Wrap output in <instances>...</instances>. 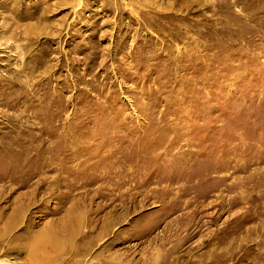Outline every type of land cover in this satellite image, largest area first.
I'll use <instances>...</instances> for the list:
<instances>
[{
	"label": "rangeland",
	"instance_id": "1",
	"mask_svg": "<svg viewBox=\"0 0 264 264\" xmlns=\"http://www.w3.org/2000/svg\"><path fill=\"white\" fill-rule=\"evenodd\" d=\"M0 264H264V0H0Z\"/></svg>",
	"mask_w": 264,
	"mask_h": 264
},
{
	"label": "bare ground",
	"instance_id": "2",
	"mask_svg": "<svg viewBox=\"0 0 264 264\" xmlns=\"http://www.w3.org/2000/svg\"><path fill=\"white\" fill-rule=\"evenodd\" d=\"M84 220V214H82V213H80L79 215H76V217L73 219H71L70 220V224L72 225H79L80 223H82V221ZM80 226V225H79ZM71 227V226H70ZM71 230H73V229H71ZM48 257V256H47ZM51 258V257H50ZM47 261H48V259H47ZM6 263V262H5Z\"/></svg>",
	"mask_w": 264,
	"mask_h": 264
}]
</instances>
